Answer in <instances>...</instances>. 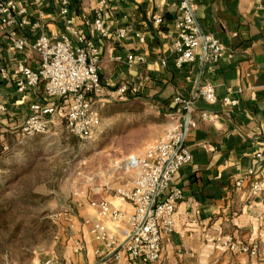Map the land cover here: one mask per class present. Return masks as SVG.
I'll return each mask as SVG.
<instances>
[{"label":"crops","instance_id":"crops-1","mask_svg":"<svg viewBox=\"0 0 264 264\" xmlns=\"http://www.w3.org/2000/svg\"><path fill=\"white\" fill-rule=\"evenodd\" d=\"M68 1L74 26L101 48L99 76L106 90V94L96 97L101 122L103 107L112 102L117 106L139 103L147 111L155 110L160 117L167 118L178 108L174 102L176 95L193 98L198 88L207 83L216 89L218 99L214 104L194 98L198 126L189 132L186 140L192 160L174 179L184 191V197L176 206V231L165 242L162 261L158 264H209L219 255L255 263L257 256L234 251L227 243L256 248L264 245V226L259 223L264 213V192L258 195L252 190L256 181L264 189V0H192L197 7V22L204 32L223 43L226 54L214 64L198 60L183 67L176 65L174 53L179 0H108L104 25L111 34L106 37L82 21L83 15H92L93 0ZM19 2L27 10L29 23L20 31L27 40L33 41L42 32L57 36L66 31L60 0ZM154 15L162 16L161 24L154 22ZM118 27L141 33L143 41L136 36L119 39L115 35ZM130 54L142 55L145 62L131 66L127 58ZM22 62L38 67L39 54L14 51L7 30L1 28V149L7 146L8 136L20 137L18 127L32 113L31 105L52 100L45 93L43 83L24 92L18 91L14 71ZM123 83L137 86V93L130 92L122 99L113 98L108 92L117 90ZM226 96L237 98V105H225ZM203 110L211 112V118L202 120ZM172 127L170 123L167 131L162 130L151 138L155 140V143L149 140L152 146L165 140ZM239 178H243V182L238 188ZM103 198L114 206L128 208L114 192ZM88 217L94 214L89 213ZM76 220L73 224L77 228L75 238L81 241L83 249L72 256V262L100 264L96 251L104 250L103 246L93 239L89 228L78 226L80 221ZM120 227L119 235L124 238L128 229L126 222ZM122 264L136 263L124 258Z\"/></svg>","mask_w":264,"mask_h":264},{"label":"built area","instance_id":"built-area-1","mask_svg":"<svg viewBox=\"0 0 264 264\" xmlns=\"http://www.w3.org/2000/svg\"><path fill=\"white\" fill-rule=\"evenodd\" d=\"M93 1L92 15H83L82 21L101 36H109L111 31L104 25L108 0ZM68 4V0H60V13L66 19L65 32L57 36L42 32L29 41L20 33L29 23L26 7L19 0H0V29L7 30L11 48L39 54L38 67L32 68L24 62L17 65L14 75L18 78V91L24 92L43 83L45 93L52 99L45 104L31 105L32 113L18 127L17 135L21 138L50 134L59 122L84 141L95 139L101 128L100 105L98 100L96 102V97L106 94L99 76L101 48L74 26ZM178 6L180 17L174 42L176 65L183 67L198 60L203 64L219 62L225 56L226 48L219 39L203 31L197 22V7L192 0H179ZM153 20L156 24L163 21L161 15H154ZM34 25L38 26V23ZM115 35L122 40L136 36L143 41L141 33L128 27H118ZM127 58L131 66L145 62L142 55L130 54ZM137 91V86L123 83L117 90L108 93L115 99H122L128 93L135 94ZM194 98H201L208 104H214L218 99L216 89L210 83L199 87L193 98H184L179 94L174 97L178 108L171 116L173 127L167 138L156 143L145 156L137 158L134 167L138 166L140 170L133 185L114 189L117 199L128 208L114 206L106 198L89 201L90 208L95 211L94 217L83 219L78 226L89 228L93 239L103 246L104 250L96 251L100 264H122L124 258L136 264H158L162 261L165 242L176 231V206L184 197L182 188L174 183L175 174L192 160L186 140L189 132L198 126L194 116ZM55 99L62 102L57 103ZM223 103L235 107L238 100L226 96ZM211 116V112L206 110L200 113L202 120ZM3 149H8V146H3ZM242 182L243 178H239L236 187L239 188ZM252 190L258 195L264 192L258 181L253 183ZM123 222L128 227L124 238L119 235ZM259 223L264 226V213ZM227 244L232 250L253 257L259 252L258 248L249 244ZM74 245L76 252L82 251L79 239ZM59 263L57 257H51L40 264Z\"/></svg>","mask_w":264,"mask_h":264},{"label":"rangeland","instance_id":"rangeland-1","mask_svg":"<svg viewBox=\"0 0 264 264\" xmlns=\"http://www.w3.org/2000/svg\"><path fill=\"white\" fill-rule=\"evenodd\" d=\"M170 123L171 116L139 103L112 102L103 107L93 140L80 139L60 122L50 134L8 136V149H0V181L6 182L0 189V264H40L51 257L74 264L72 256L81 252L74 245L76 218L95 214L90 200L133 184L140 167H131V160L145 156ZM257 248L253 264H264V245ZM209 264L250 263L219 255Z\"/></svg>","mask_w":264,"mask_h":264},{"label":"bare ground","instance_id":"bare-ground-1","mask_svg":"<svg viewBox=\"0 0 264 264\" xmlns=\"http://www.w3.org/2000/svg\"><path fill=\"white\" fill-rule=\"evenodd\" d=\"M135 165H137V159L136 158L132 159L130 162L131 167H134Z\"/></svg>","mask_w":264,"mask_h":264},{"label":"trees","instance_id":"trees-1","mask_svg":"<svg viewBox=\"0 0 264 264\" xmlns=\"http://www.w3.org/2000/svg\"><path fill=\"white\" fill-rule=\"evenodd\" d=\"M5 185H6V182L0 181V189H2L3 187H5Z\"/></svg>","mask_w":264,"mask_h":264}]
</instances>
